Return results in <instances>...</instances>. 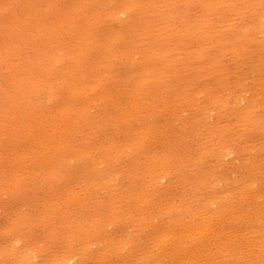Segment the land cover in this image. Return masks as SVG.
<instances>
[{
  "label": "rangeland",
  "instance_id": "374dc122",
  "mask_svg": "<svg viewBox=\"0 0 264 264\" xmlns=\"http://www.w3.org/2000/svg\"><path fill=\"white\" fill-rule=\"evenodd\" d=\"M263 85L264 0H0V264H263Z\"/></svg>",
  "mask_w": 264,
  "mask_h": 264
},
{
  "label": "bare ground",
  "instance_id": "6f19581e",
  "mask_svg": "<svg viewBox=\"0 0 264 264\" xmlns=\"http://www.w3.org/2000/svg\"><path fill=\"white\" fill-rule=\"evenodd\" d=\"M131 29H132V28H131ZM56 82H57V81H56ZM258 82H259V81H258ZM111 86H112V84H111ZM263 86H264V85H263ZM90 90H91V89H90ZM260 90H261V89H260ZM86 92H87V91H86ZM87 93H88V92H87ZM254 95H255V93H254ZM257 95H258V94H257ZM87 96H88V95H87ZM117 96H118V95H117ZM96 97H97V96H96ZM255 97H256V96H255ZM259 97H260V96H259ZM76 98H77V97H76ZM230 98H231V97H230ZM233 98H234V97H233ZM260 99H261V98H260ZM251 100H252V99H251ZM262 100H263V99H262ZM252 101H253V100H252ZM259 101H260V100H259ZM93 102H94V101H93ZM91 103H92V102H91ZM263 103H264V102H263ZM135 104H136V103H135ZM137 104H139V103H137ZM256 105H257V104H256ZM93 106H94V105H93ZM90 107H91V106H90ZM229 107H230V105H229ZM254 107H255V106H254ZM236 108H237V107H236ZM241 109H242V108H241ZM89 110H90V109H89ZM51 111H52V110H51ZM92 111H93V109H92ZM132 111H134V110H132ZM134 113H135V112H134ZM242 113H243V112H242ZM129 114H130V113H129ZM131 115H132V114H131ZM134 115H135V114H134ZM239 115H240V114H239ZM37 116H38V115H37ZM247 116H248V115H247ZM136 118H137V117H136ZM149 118H150V117H149ZM202 118H203V117H202ZM241 118H242V116H241ZM241 118H240V120L243 121V119H241ZM106 119H107V118H106ZM67 120H68V119H67ZM237 120H238V118H237ZM129 121H130V120H129ZM242 121H241V122H242ZM175 122H176V121H175ZM251 122H252V121H251ZM82 123H83V122H82ZM134 123H135V122H134ZM247 123H248V122H247ZM18 124H19V123H18ZM151 124H152V123H151ZM159 124H160V123H159ZM169 124H170V123H169ZM175 124H176V123H175ZM233 124H234V123H233ZM239 124H240V122H239ZM250 124H251V123H250ZM33 125H34V124H33ZM45 125H46V124H45ZM137 125H138V124H137ZM140 125H141V124H140ZM143 125H144V124H143ZM147 125H148V124H147ZM145 126H146V125H145ZM161 126H162V125H161ZM167 126H168V125H167ZM261 126H262V125H261ZM135 127H136V126H135ZM146 127H147V126H146ZM149 127H150V125H149ZM134 129H135V128H134ZM148 129H149V128H148ZM155 129H156V128H155ZM232 129H234V128L232 127ZM87 130H88V129H87ZM149 130H150V129H149ZM149 130H148V132H149ZM164 130H165V129H164ZM245 130H246V129H245ZM247 131H248V130H247ZM249 131H250V130H249ZM41 132H42V131H41ZM126 132H127V131H126ZM145 132H146V130H145ZM145 132H144V133H145ZM207 132H208V131H207ZM214 132H215V131H214ZM234 132H235V131H234ZM162 133H163V132H162ZM167 133H168V132H167ZM215 133H216V132H215ZM215 133H214V134H215ZM102 134H103V133H102ZM136 134H137V133H136ZM224 134H225V133H224ZM134 135H135V134H134ZM160 135H161V134H160ZM165 135H166V134H165ZM210 135H211V134H210ZM227 135H229V134H227ZM227 135H226V136H227ZM241 135H242V134H241ZM64 136H65V135H64ZM74 136H75V135H74ZM211 136H213V134H212ZM239 136H240V135H239ZM124 137H125V136H124ZM135 137H136V136H135ZM138 137H139V136H138ZM167 137H169V136H167ZM231 137H232V136H231ZM240 137H241V136H240ZM1 138H2V136H1ZM154 138H155V137H154ZM209 138H210V137H209ZM211 138H212V137H211ZM243 138H244V137H243ZM243 138H242V139H243ZM111 139H112V138H111ZM134 139H135V138H134ZM146 139H147V138H146ZM159 139H160V138H159ZM227 139H228V138H227ZM230 139H231V138H230ZM234 139H235V138H234ZM1 140H2V139H1ZM112 140H113V139H112ZM114 140H115V139H114ZM150 140H151V139H150ZM157 140H158V139H157ZM196 140H197V139H196ZM203 140H204V139H202V141H203ZM210 140H211V139H210ZM138 141H139V140H138ZM142 141H143V140H142ZM148 141H149V140H148ZM174 141H175V140H174ZM206 141H207V140H206ZM230 141H231V140H230ZM261 141H262V140H261ZM125 142H126V141H125ZM169 142H170V141H169ZM200 142H201V141H200ZM217 142H218V141H217ZM109 143H110V142H109ZM129 143H130V142H129ZM178 143H179V142H178ZM195 143H196V142H195ZM198 143H199V141H198ZM204 143H205V142H204ZM206 143H207V142H206ZM206 143H205V144H206ZM233 143H234V142H233ZM235 143H236V141H235ZM123 144H124V143H123ZM143 144H144V143H143ZM157 144H158V143H157ZM157 144H156V145H157ZM165 144H166V143H165ZM167 144H168V143H167ZM191 144H192V143H191ZM199 144H200V143H199ZM205 144H204V147L206 146ZM208 144H209V142H208ZM211 144H212V143H211ZM211 144H210V145H211ZM217 144H218V143H217ZM50 145H51V144H50ZM90 145H91V144H90ZM114 145H116V144H114ZM139 145H140V144H139ZM139 145H138V146H139ZM148 145H149V144H148ZM183 145H184V144H183ZM187 145H188V144H187ZM189 145H190V144H189ZM196 145H197V144H196ZM200 145H201V144H200ZM214 145H215V144H214ZM219 145H220V144H219ZM16 146H17V145H16ZM26 146H27V145H26ZM32 146H33V145H32ZM37 146H38V145H37ZM92 146H93V145H92ZM141 146H142V145H141ZM176 146H177V144H176ZM211 146H212V145H211ZM233 146H234V145H233ZM233 146H232V147H233ZM107 147H108V146H107ZM120 147H121V146H120ZM124 147H125V145H124ZM171 147H172V146H171ZM193 147H194V146H193ZM195 147H196V146H195ZM198 147H200V146H198ZM202 147H203V145H202ZM202 147H201V148H202ZM212 147H213V146H212ZM215 147H216V146H215ZM235 147H236V146H234V148H235ZM95 148H96V147H95ZM139 148H141V147H139ZM143 148H144V147H143ZM143 148H142V149H143ZM159 148H160V147H159ZM172 148H174V147H172ZM184 148H186V146H185ZM191 148H192V147H191ZM191 148H190V149H191ZM207 148H208V147H207ZM227 148H230V144H229V147H227ZM245 148H246V147H245ZM17 149H18V147H17ZM75 149H76V148H75ZM155 149H156V148H155ZM170 149H171V148H170ZM176 149H177V148H176ZM179 149H180V147H179ZM196 149H197V148H196ZM211 149H212V148H211ZM237 149H238V148H237ZM24 150H25V149H24ZM88 150H89V149H88ZM111 150H112V148H111ZM122 150H123V149H122ZM129 150H130V149H129ZM156 150H157V149H156ZM184 150H185V149H184ZM228 150H230V149H227V151H228ZM84 151H85V150H84ZM137 151H139V150H137ZM200 151H201V150H200ZM206 151H207V150H206ZM230 151H232V150H230ZM238 151H239V150H238ZM82 152H83V151H82ZM98 152H99V151H98ZM103 152H104V151H103ZM114 152H115V151H114ZM116 152H117V150H116ZM141 152H142V151H141ZM161 152H162V151H161ZM171 152H172V151H171ZM175 152H176V151H175ZM185 152H186V151H185ZM189 152H190V151H189ZM13 153H14V152H13ZM126 153H127V152H126ZM193 153H194V152H193ZM222 153H224V152L222 151ZM226 153H227V152H226ZM43 154H44V153H43ZM49 154H51V153H49ZM84 154H85V153H84ZM86 154H87V153H86ZM109 154H110V153H109ZM114 154H115V153H114ZM124 154H125V153H124ZM144 154H145V153H144ZM151 154H152V153H151ZM175 154H176V153H175ZM175 154H173V155H175ZM177 154H178V153H177ZM184 154H185V153H184ZM204 154H205V153H204ZM208 154H209V153H208ZM210 154H211V153H210ZM27 155H28V154H27ZM27 155H26V156H27ZM97 155H98V153H97ZM103 155H104V154H103ZM115 155H116V154H115ZM142 155H143V154H142ZM158 155H159V154H158ZM202 155H203V154H202ZM206 155H207V153H206ZM212 155H213V154H212ZM11 156H12V155H11ZM26 156H25V157H26ZM57 156H58V154H57ZM113 156H114V155H113ZM143 156H144V155H143ZM143 156H142V157H143ZM169 156H170V154H169ZM183 156H184V155H183ZM207 156H208V155H207ZM214 156H216V155L214 154ZM221 156H223V155H221ZM226 156H229V155H226ZM9 157H10V156H9ZM27 157H28V156H27ZM27 157H26V159H27ZM63 157H64V156H63ZM120 157H121V156H120ZM127 157H128V156H127ZM161 157H162V156H161ZM173 157H174V156H173ZM198 157H199V156H198ZM198 157H197V159H199ZM229 157H230V156H229ZM247 157H249V156H247ZM64 158H65V157H64ZM102 158H103V157H102ZM114 158H115V157H114ZM114 158H113V159H114ZM137 158H138V157H137ZM163 158H164V157H163ZM177 158H178V157H177ZM184 158H185V157H184ZM186 158H187V157H186ZM219 158H220V157H219ZM9 159H10V158H9ZM13 159H14V158H13ZM90 159H91V158H90ZM99 159H100V158H99ZM148 159H149V158H148ZM200 159H201V158H200ZM210 159H211V158H210ZM222 159H224V158H222ZM7 160H8V159H7ZM43 160H44V159H43ZM116 160H118V159H116ZM120 160H121V159H120ZM120 160H119V161H120ZM123 160H124V159H123ZM162 160H163V159H162ZM177 160H180V159L178 158ZM185 160H186V159H185ZM194 160H195V159H194ZM233 160H234V159H233ZM238 160H239V159H238ZM252 160H253V159H252ZM17 161H18V160H17ZM20 161H21V160H20ZM20 161H19V162H20ZM144 161H145V160H144ZM215 161H216V160H215ZM239 161H240V160H239ZM246 161H247V160H246ZM248 161H249V160H248ZM5 162H6V161H5ZM57 162H58V161H57ZM116 162H117V161H116ZM121 162H122V161H121ZM136 162H137V161H136ZM149 162H150V161H149ZM176 162H177V161H176ZM196 162H197V161H196ZM198 162H199V161H198ZM213 162H214V161H213ZM91 163H92V162H91ZM158 163H159V162H158ZM172 163H173V162H172ZM177 163H178V162H177ZM211 163H212V162H211ZM247 163H248V162H247ZM4 164H5V163H4ZM10 164H11V163H10ZM15 164H16V163H15ZM83 164H84V163H83ZM93 164H94V162H93ZM123 164H124V163H123ZM125 164H126V163H125ZM132 164H134V163H132ZM175 164H176V163H175ZM182 164H183V163H182ZM256 164H257V163H256ZM24 165H25V164H24ZM30 165H31V164H30ZM38 165H39V164H38ZM79 165H80V164H79ZM88 165H89V164H88ZM137 165H138V164H137ZM160 165H161V164H160ZM210 165H212V164H210ZM237 165H238V164H237ZM259 165H260V164H259ZM16 166H17V165H16ZM22 166H23V165H22ZM162 166H163V165H162ZM256 166H257V165H256ZM7 167H8V166H7ZM23 167H24V166H23ZM45 167H46V166H45ZM92 167H93V166H92ZM104 167H105V166H104ZM136 167H137V166H136ZM177 167H178V166H177ZM196 167H197V166H196ZM215 167H216V166H215ZM241 167H242V165H241ZM257 167H258V166H257ZM14 168H15V167H14ZM18 168H19V167H18ZM20 168H21V167H20ZM20 168H19V169H20ZM26 168H27V167H26ZM29 168H30V167H29ZM29 168H28V169H29ZM34 168H35V167H34ZM102 168H103V167H102ZM106 168H107V167H106ZM156 168H157V167H156ZM175 168H176V167H175ZM186 168H187V167H185V169H186ZM0 169H1V168H0ZM8 169H9V168H8ZM84 169H85V168H84ZM93 169H94V168H93ZM98 169H99V168H98ZM98 169H97V171H98ZM100 169H101V167H100ZM117 169H118V168H117ZM189 169H191V168H189ZM192 169H193V168H192ZM210 169H212V168H210ZM32 170H33V169H32ZM88 170H89V169H88ZM94 170H95V169H94ZM115 170H116V169H115ZM197 170H198V169H197ZM204 170H206V168H205ZM204 170H203V171H204ZM207 170H208V169H207ZM207 170H206V173H207ZM214 170H215V169H214ZM216 170H217V169H216ZM216 170H215V171H216ZM257 170H258V169H257ZM38 171H39V170H38ZM107 171H108V170H107ZM129 171H131V170H129ZM201 171H202V170H201ZM212 171H213V170H212ZM233 171H234V170H233ZM250 171H252V170H250ZM53 172H54V171H53ZM114 172H115V171H114ZM179 172H180V171H179ZM179 172H178V173H179ZM243 172H245V171H243ZM110 173H111V172H110ZM117 173H118V172H117ZM220 173H221V172H220ZM28 174H29V173H28ZM207 174H208V173H207ZM209 174H211V172H210ZM216 174H218V173H216ZM254 174H255V173H254ZM31 175H32V174H31ZM31 175H30V176H31ZM39 175H40V174H39ZM51 175H52V174H51ZM112 175H113V174H112ZM146 175H147V174H146ZM165 175H166V174H165ZM213 175H215V174H213ZM37 176H38V175H37ZM37 176H36L35 178H37ZM81 176H82V175H81ZM96 176H97V174H96ZM133 176H134V175H133ZM142 176H143V175H142ZM207 176H208V175H207ZM219 176H220V175H219ZM257 176H258V175H257ZM26 177H27V176H26ZM94 177H95V176H94ZM94 177H93V178H94ZM184 177H185V176H184ZM42 178H43V176H42ZM117 178H118V177H117ZM126 178H127V177H126ZM167 178H168V175H167ZM201 178H202V177H201ZM211 178H212V177H211ZM5 179H6V178H5ZM31 179H32V178H31ZM31 179H30V180H31ZM51 179H52V178H51ZM97 179H99V178H97ZM111 179H112V178H111ZM179 179H180V177H179ZM181 179H183V177H182ZM184 179H185V178H184ZM38 180H39V179H38ZM86 180H87V179H86ZM158 180H159V179H158ZM185 180H187V179H185ZM204 180H205V179H204ZM217 180H218V179H217ZM251 180H252V179H251ZM251 180H250V181H251ZM257 180H258V179H257ZM36 181H37V180H36ZM51 181H52V180H51ZM141 181H142V180H141ZM159 181H160V180H159ZM179 181H180V180H179ZM183 181H184V180H183ZM98 182H99V180H98ZM101 182H102V181H101ZM112 182H113V181H112ZM117 182H118V181H117ZM152 182H153V181H152ZM161 182H162V181H161ZM168 182H169V180H168ZM217 182H219V181H217ZM224 182H225V181H224ZM259 182H260V181H259ZM38 183H39V182H38ZM85 183H86V182H85ZM90 183H91V182H90ZM109 183H110V181H109ZM121 183H122V182H121ZM162 183H163V182H162ZM173 183H174V182H173ZM210 183H211V182H210ZM255 183H256V182H255ZM93 184H95V183L93 182ZM103 184H104V183H103ZM119 184H120V183H119ZM170 184H172V183H170ZM184 184H185V183H184ZM232 184H233V183H232ZM252 184H253V183H252ZM52 185H53V184H52ZM112 185H113V184H112ZM114 185H115V184H114ZM127 185H128V184H127ZM175 185H176V184H175ZM177 185H178V184H177ZM211 185H212V184H211ZM213 185H214V184H213ZM256 185H257V184H256ZM87 186H88V185H87ZM115 186H117V185H115ZM120 186H121V185H120ZM179 186H180V184H179ZM184 186H185V185H184ZM249 186H250V185H249ZM249 186H248V188H249ZM73 187H74V186H73ZM112 187H113V186H112ZM123 187H124V186H123ZM123 187H122V188H123ZM171 187H172V186H171ZM222 187H224V186H222ZM113 188H114V187H113ZM132 188H133V187H132ZM172 188H173V187H172ZM172 188H171V189H172ZM183 188H185V187H183ZM237 188H238V187H237ZM248 188H247V189H248ZM250 188H251V187H250ZM95 189H96V188H95ZM98 189H99V188H98ZM109 189H110V188H109ZM124 189H125V188H124ZM128 189H129V188H128ZM134 189H135V188H134ZM150 189H151V188H150ZM167 189H168V188H167ZM175 189H176V188H175ZM178 189H179V188H178ZM216 189H217V188H216ZM100 190H101V189H100ZM135 190H136V189H135ZM218 190H221V191H222V189H218ZM218 190H217V192H218ZM228 190H229V189H228ZM250 190H251V189H250ZM254 190H255V189H254ZM254 190L252 189L251 191L253 192ZM261 190H263V189H261ZM133 191H134V190H133ZM136 191H137V190H136ZM151 191H152V190H151ZM173 191H175V190H173ZM214 191H215V190H214ZM263 191H264V190H263ZM65 192H66V191H65ZM148 192H149V191H148ZM183 192H184V191H183ZM259 192H260V190H259ZM131 193H132V192H131ZM164 193H165V192H164ZM173 193H174V192H173ZM176 193H177V192H176ZM213 193H214V192H213ZM219 193H220V191H219ZM123 194H124V193H123ZM123 194H122V195H123ZM217 194H218V193H217ZM225 194H226V193H225ZM90 195H91V194H90ZM115 195H116V194H115ZM122 195H121V196H122ZM131 195H132V194H131ZM178 195H179V194H178ZM178 195H177V196H178ZM185 195H186V194H185ZM250 195H251V194H250ZM261 195H262V194H261ZM108 196H109V195H108ZM123 196H124V195H123ZM186 196H187V195H186ZM216 196H217V195H216ZM220 196H221V195H220ZM230 196H231V195H230ZM248 196H249V194H248ZM262 196H263V195H262ZM131 197H132V196H131ZM153 197H154V195H153ZM160 197H161V196H160ZM178 197H179V196H178ZM211 197H212V196H211ZM100 198H101V197H100ZM161 198H162V197H161ZM207 198H208V197H207ZM217 198H218V197H217ZM228 198H229V197H228ZM254 198H256V197H254ZM94 199H95V198H94ZM137 199H138V198H137ZM155 199H156V198H155ZM210 199H212V198H210ZM223 199H224V198H223ZM260 199H261V198H260ZM263 199H264V198H263ZM142 200H143V199H142ZM147 200H148V199H147ZM168 200H169V199H168ZM170 200H171V199H170ZM173 200H175V199H173ZM173 200H172V201H173ZM207 200H208V199H207ZM212 200H213V199H212ZM215 200H216V199H215ZM244 200H245V199H244ZM244 200H243V201H244ZM253 200H254V199H253ZM258 200H259V198H258ZM261 200H262V199H261ZM37 201H38V200H37ZM124 201H125V200H124ZM159 201H160V200H159ZM202 201H203V200H202ZM204 201H206V200H204ZM216 201H217V200H216ZM219 201H220V200H219ZM219 201H218V202H219ZM233 201H234V200H233ZM249 201H250V199H249ZM100 202H101V201H100ZM121 202H122V201H121ZM147 202H148V201H147ZM183 202H184V201H183ZM185 202H186V201H185ZM206 202H207V201H206ZM211 202H212V201H211ZM244 202H245V201H244ZM247 202H248V200H247ZM255 202H256V201H255ZM261 202H262V201H261ZM118 203H119V202H118ZM140 203H141V202H140ZM156 203H158V202H156ZM164 203H165V201H164ZM171 203H172V202H171ZM175 203H176V202H175ZM177 203H178V202H177ZM232 203H233V202H232ZM241 203H242V202H241ZM250 203H251V202H250ZM53 204H54V203H53ZM83 204H84V203H83ZM161 204H162V203H161ZM221 204H222V203H221ZM242 204H243V203H242ZM79 205H80V204H79ZM223 205H224V204H223ZM232 205H233V204H232ZM96 206H97V205H96ZM149 206H150V205H149ZM155 206H156V205H155ZM158 206H160V205H158ZM224 206H225V205H224ZM81 207H82V206H81ZM99 207H100V206H99ZM101 207H102V206H101ZM153 207H154V206H153ZM160 207H161V206H160ZM169 207H173V206H169ZM232 207H233V206H232ZM250 207H251V206H250ZM94 208H95V206H94ZM134 208H135V207H134ZM147 208H148V207H147ZM158 208H159V207H158ZM173 208H174V207H173ZM178 208H179V207H178ZM189 208H190V207H189ZM234 208H235V206H234ZM237 208H238V207H237ZM145 209H146V208H145ZM162 209H163V208H162ZM170 209H171V208H170ZM140 210H141V209H140ZM175 210H176V209H175ZM209 210H210V209H209ZM233 210H234V209H233ZM251 210H252V209H251ZM251 210H250V212H251ZM255 210H256V209H255ZM94 211H95V210H94ZM144 211H146V210H144ZM205 211H207V209H206ZM211 211L213 212V210H211ZM216 211H217V210H216ZM121 212H122V211H121ZM130 212H131V211H130ZM148 212H149V211H148ZM157 212H158V211H157ZM191 212H192V211H191ZM193 212H194V211H193ZM201 212H202V211H201ZM229 212H230V211H229ZM238 212H239V211H238ZM124 213H125V212H124ZM153 213H154V212H153ZM155 213H156V212H155ZM214 213H215V212H214ZM226 213H228V212H226ZM235 213L238 214L237 212H234V214H235ZM244 213H245V212H244ZM244 213H243V214H244ZM248 213H249V212H248ZM261 213H263V212H261ZM93 214H94V213H93ZM104 214H105V213H104ZM114 214H115V213H114ZM125 214H126V213H125ZM127 214H129V213H127ZM131 214H133V212H132ZM138 214H139V213H138ZM146 214H147V213H146ZM174 214H175V213H174ZM199 214H200V213H199ZM210 214H211V213L209 212V214H206V215H210ZM224 214H225V213H224ZM250 214H251V213H250ZM176 215H177V214H176ZM193 215H196V214H193ZM197 215H198V214H197ZM214 215H215V214H214ZM217 215H218V214H217ZM240 215L242 216V214H240ZM240 215H239V216H240ZM247 215H248V214H247ZM103 216H104V215H103ZM145 216H146V215H145ZM148 216H149V215H148ZM155 216H156V215H155ZM229 216H230V214H229ZM236 216H237V215H236ZM236 216H235V218H236ZM239 216H237V217L239 218ZM261 216H262V215H261ZM137 217H138V215H137ZM162 217H163V216H162ZM199 217H200V215H199ZM209 217H210V216H209ZM213 217H214V216H212V218H213ZM167 218H168V217H167ZM185 218H186V217H185ZM205 218H206V217H205ZM217 218H218V216H217ZM253 218H254V217H253ZM101 219H103V218H101ZM125 219H126V218H125ZM158 219H159V218H158ZM191 219H192V218H191ZM193 219H194V218H193ZM209 219H210V218H209ZM236 219H237V218H236ZM248 219H249V218H248ZM259 219H260V218H259ZM126 220H127V219H126ZM134 220H135V219H134ZM187 220L189 221V219H187ZM206 220H207V219H206ZM214 220H215V219H214ZM214 220H213V221H214ZM223 220H224V219H223ZM229 220H230V219H229ZM243 220H244V219H243ZM139 221H140V220H139ZM152 221H153V220H152ZM156 221H157V220H156ZM158 221H159V220H158ZM188 221H186V223H187ZM195 221H196V220H195ZM209 221H210V220H209ZM209 221H208V222H209ZM230 221H231V220H230ZM238 221H240V220H238ZM262 221H263V220H262ZM137 222H138V221H137ZM173 222H175V220H173ZM192 222H193V220H192ZM192 222H191V224H192ZM211 222H212V221H211ZM234 222H235V221H234ZM92 223H93V222H91V224H92ZM139 223H140V222H139ZM145 223H146V222H145ZM171 223H172V222H171ZM175 223H176V222H175ZM188 223H190V222H188ZM193 223H196V225H197V224H200V223H198V221H197V222H193ZM216 223H217V222H216ZM218 223H219V222H218ZM66 224H67V223H66ZM102 224H103V223H102ZM113 224H114V223H113ZM167 224H168V223H167ZM177 224H178V223H177ZM201 224H204V222L201 223ZM221 224H222V223H221ZM246 224H247V223H246ZM253 224H254V223H253ZM110 225H111V224H110ZM140 225H141V224H140ZM158 225H159V224H158ZM196 225H195V226H196ZM205 225H206V223H205ZM212 225H213V224H212ZM249 225H250V223H249ZM249 225H248V226H249ZM79 226H80V224H79ZM113 226H114V225H113ZM122 226H123V225H122ZM145 226H146V224H145ZM188 226H189V225H188ZM195 226H193V227H195ZM199 226H200V225H199ZM246 226H247V225H246ZM253 226H255V225H253ZM262 226H263V225H262ZM92 227H93V226H92ZM101 227H102V226H101ZM124 227H125V226H124ZM126 227H127V226H126ZM132 227H133V226H132ZM150 227H151V226H150ZM173 227H175V226L173 225ZM176 227H177V226H176ZM179 227H180V225H179ZM184 227H185V225H184ZM193 227H192V228H193ZM197 227H198V226H197ZM202 227H203V226H202ZM215 227H216V226H215ZM218 227H219V226H218ZM220 227H221V225H220ZM220 227H219V229H215L214 232H213V231H212V232L215 233V235H216V233L218 234L219 230L221 229ZM237 227H238V226H237ZM237 227H236V228H237ZM250 227H251V226H250ZM255 227H256V226H255ZM260 227H261V226H260ZM122 228H123V227H122ZM128 228H131V227H128ZM181 228H182V227H181ZM190 228H191V226H190ZM206 228H207V227H206ZM144 229H145V228H144ZM164 229H165V228H164ZM188 229H189V228H188ZM228 229H229V228H228ZM233 229H234V228H233ZM256 229H257V227H256ZM260 229H263V228H260ZM83 230H84V229H83ZM83 230L80 229V231H83ZM89 230H90V229H89ZM126 230H128V229H126ZM172 230H173V229H172ZM176 230H177V229H176ZM176 230H175V231H176ZM184 230H185V229H184ZM217 230H218V231H217ZM230 230H231V229H230ZM251 230H252V229H251ZM254 230H255V229H254ZM100 231H101V229H100ZM111 231H112V229H111ZM133 231H134V230H133ZM140 231H141V230H140ZM142 231H143V229H142ZM163 231H164V230H163ZM168 231H170V230H168ZM215 231H217V232H215ZM224 231H225V230H224ZM226 231H227V230H226ZM239 231H240V233H243V232H244V231L242 232L241 230H239ZM245 231H246V229H245ZM124 232H125V231H124ZM124 232H123V233H124ZM134 232H135V231H134ZM193 232H194V231H193ZM195 232H196V231H195ZM209 232H210V231H209ZM233 232H234V231H233ZM237 232H238V231H237ZM237 232H236V233H237ZM248 232H249V230H248ZM257 232H258V231H257ZM203 233H205V231L202 232V234H203ZM220 233H221V231H220ZM238 233H239V232H238ZM260 233H262V232L260 231ZM95 234H96V233H95ZM127 234H128V233H127ZM159 234H160V233H159ZM177 234H178V233H177ZM197 234H198V233H197ZM96 235H97V234H96ZM98 235H99V234H98ZM128 235H129V234H128ZM142 235H143V233H142ZM152 235H153V234H152ZM156 235H157V234H156ZM172 235H173V234H172ZM180 235H181V234H180ZM180 235H179V236H180ZM199 235H200V234H199ZM220 235H221V234H220ZM235 235H236V234H235ZM243 235H244V234H243ZM249 235H250V234H249ZM261 235H262V234H261ZM131 236H132V235H131ZM158 236H159V235H158ZM176 236H177V235H176ZM187 236H188V235H187ZM191 236L194 237L195 235H194V236L191 235ZM191 236H190V237H191ZM204 236H205V235H204ZM252 236H253V235H252ZM100 237H101V236H100ZM102 237H103V236H102ZM107 237H108V236H107ZM135 237H136V236H135ZM135 237H134V238H135ZM139 237H140V236H139ZM199 237H200V236H199ZM215 237H216V236H215ZM215 237H214V238H215ZM231 237H232V236H231ZM237 237H238V236H237ZM240 237H241V236H240ZM249 237H250V236H249ZM255 237H256V236H254V238H252V239H255ZM92 238H93V237H92ZM127 238H128V237H127ZM152 238H154V237H152ZM179 238H180V237H179ZM186 238H187V237H186ZM207 238H208V236H207ZM226 238H227V237H226ZM238 238H239V237H238ZM257 238H259V235L256 237V239H257ZM18 239H19V238H18ZM98 239H99V238H98ZM112 239H113V238H112ZM156 239H157V238H156ZM194 239H195V238H194ZM199 239H200V238H199ZM199 239H198V240H199ZM208 239H209V238H208ZM217 239H218V238H217ZM235 239H236V238H235ZM247 239H249V238H247ZM256 239H255V241H256ZM263 239H264V238H263ZM96 240H97V239H96ZM148 240H149V239H148ZM154 240H155V239H154ZM167 240H168V239H167ZM167 240H166V241H167ZM187 240H188V239H187ZM187 240H186V241H187ZM202 240L204 241V239H202ZM209 240H210V239H209ZM209 240H208V241H209ZM213 240H215V239H213ZM221 240H222V239H221ZM221 240H220V241H221ZM229 240H230V237H229ZM261 240H262V238H261ZM261 240H259V241H260V244H261L262 241L264 242V240H262V241H261ZM124 241H125V240H124ZM138 241H139V240H138ZM146 241H147V240H146ZM158 241H159V240H158ZM175 241H176V240H175ZM175 241H174V242H175ZM183 241H184V240H183ZM220 241H219V242H220ZM230 241H231V240H230ZM251 241H252V240H251ZM255 241H254V242H255ZM128 242H129V241H128ZM134 242H135V241H134ZM177 242H178V241H177ZM197 242H199V241H197ZM201 242H202V241H201ZM206 242H207V241H206ZM209 242H210V241H209ZM231 242H232V241H231ZM235 242H237L238 245L240 244L238 241H235ZM242 242H243V241H242ZM136 243H137V242H136ZM172 243H173V241H172ZM178 243H179V242H178ZM194 243H195V242H194ZM202 243H203V242H202ZM202 243H201V245H203L202 247H204V244H202ZM207 243H208V242H207ZM212 243H213V242H212ZM229 243H230V242H229ZM237 243H234L233 245L236 247V246H238V245H235V244H237ZM243 243H244V242H243ZM245 243H246V242H245ZM92 244H93V243H92ZM182 244H183V243H182ZM182 244H181V247H183V246L185 247V245H184V244L182 245ZM195 244H196V243H195ZM209 244H210V243H209ZM209 244H208V245H209ZM227 244H228V243H227ZM255 244H256V243H255ZM103 245H104V244H103ZM177 245H178V244H177ZM179 245H180V244H179ZM205 245H207V244H205ZM211 245H212V244H211ZM215 245H216V244H215ZM228 245H229V244H228ZM228 245H227V246H228ZM230 245H231V244H230ZM256 245H257V244H256ZM130 246H131V245H130ZM137 246H138V245H137ZM137 246H136V247H137ZM157 246H158V245H157ZM161 246H162V245H161ZM171 246H173V244H172ZM174 246H175V245H174ZM174 246H173V247H174ZM186 246H187V244H186ZM189 246H190V245H189ZM199 246H200V244L197 245V247H199ZM209 246H210V245H209ZM223 246H224V245H223ZM263 246H264V245H263ZM92 247H93V246H92ZM112 247H113V246H112ZM138 247H139V246H138ZM146 247H147V246H146ZM176 247H177V246H176ZM181 247H180V249H181ZM195 247H196V246H195ZM205 247H206V246H205ZM213 247H214V245H213ZM220 247H221V246H220ZM230 247H231V246H229V247H227V248L230 249ZM108 248H110V246H109ZM130 248H131V247H130ZM161 248H162V247H161ZM163 248H164V247H163ZM210 248H211V246H210ZM216 248H217V247H216ZM216 248H215L214 250H217V249H218V248H217V249H216ZM237 248L239 249V247H237ZM248 248H249V247H248ZM258 248H261V245H260V247H258ZM90 249H91V248H90ZM105 249H106V248H105ZM117 249H118V248H117ZM136 249H137V248H136ZM149 249H150V248H149ZM175 249H176V248H175ZM201 249H202V248H201ZM201 249H199V250H200L201 252H204V251H202ZM219 249H222V248H219ZM231 249H233V247H231ZM235 249H236V248H235ZM263 249H264V247H263ZM24 250H25V248H24ZM84 250H86V249H84ZM110 250H111V249H110ZM168 250H169V249H168ZM173 250H174V249H173ZM176 250H177V249H176ZM181 250H182V249H181ZM181 250H179V251H181ZM203 250H204V248H203ZM206 250L209 251V248H207ZM214 250H213V251H214ZM240 250H241V249H240ZM245 250H246V249H245ZM86 251H87V250H86ZM86 251H85V252H86ZM143 251H145V250H143ZM187 251H189V250H187ZM218 251H219V250H218ZM222 251H224V249H223ZM259 251H260V249H259ZM26 252H28V251H26ZM79 252H80V251H79ZM138 252H139V251H138ZM141 252H142V251H141ZM147 252H148V251H147ZM174 252H175V251H174ZM195 252H197L196 254L199 255V252H198L197 250H196ZM201 252H200V253H201ZM210 252H211V251H210ZM253 252H256V251H253ZM6 253H7V252H6ZM33 253H34V252H33ZM116 253H117V252H116ZM183 253H184V252H183ZM185 253H188V252H185ZM189 253H190V252H189ZM214 253H216V251H215ZM227 253H228V252H227ZM235 253H236V252H235ZM235 253L233 254V251H232V257H234L233 255H236V254H237V253H236V254H235ZM242 253H243V252H242ZM114 254H115V253H114ZM114 254H113V255H114ZM131 254H132V253H131ZM140 254H141V253H140ZM140 254H139V255H140ZM148 254H149V253H148ZM262 254H263V253H262ZM14 255H15V254H14ZM18 255H19V254H18ZM116 255H117V254H116ZM141 255H142V254H141ZM175 255H176V254H175ZM184 255H185V254H184ZM191 255H192V254H191ZM191 255H190V256H191ZM206 255H207V253H206ZM212 255H213V253H212ZM216 255H217V254H216ZM218 255H220V254L218 253ZM218 255H217V256H218ZM229 255H230V254H229ZM239 255H240V254H239ZM251 255H252V254H251ZM16 256H17V255H16ZM34 256H35V255H34ZM34 256H33V257H34ZM71 256H73V255H71ZM132 256H133V255H132ZM188 256H189V255H188ZM188 256H187V257H188ZM193 256L196 257L195 255H193ZM201 256H203V257H201ZM209 256H211V255H209ZM213 256H214V255H213ZM213 256H212V257H213ZM26 257H27V256H26ZM101 257H102V256H101ZM115 257H116V256H115ZM121 257H122V256H121ZM148 257H149V256H148ZM206 257H207V256H205V255H200V257L197 256V258H206ZM261 257H262V256H261ZM261 257H260V258H261ZM65 258H66V257H65ZM79 258H80V257H79ZM96 258H97V257H96ZM119 258H120V257H119ZM207 258H208V257H207ZM220 258H222V255H221ZM253 258H254V257H253ZM24 259H25V258H24ZM52 259H53V258H52ZM66 259H67V258H66ZM120 259H121V258H120ZM124 259H125V258H124ZM142 259H143V258H142ZM186 259H187V258H186ZM213 259H214V258H212V260H213ZM216 259H217V258H216ZM216 259H215V260H216ZM226 259H227V258H226ZM233 259L235 260V258H233ZM241 259H242V258H240V260H241ZM244 259H245V258H244ZM145 260H146V259H145ZM191 260H192V259H191ZM191 260H190V261H191ZM217 260H218V259H217ZM222 260H223V259H222ZM231 260H232V259H231ZM257 260H258V259H257ZM19 261H20V259H19ZM198 261H202V260H198ZM242 261H243V260H242ZM253 261H255V260H253ZM116 262H117V261H116ZM156 262H157V260H156ZM206 262H208V261H206ZM209 262H213V261H209ZM209 262H208V263H209ZM220 262H221V261H220ZM223 262H224V260H223ZM247 262H248V261H247ZM255 262H256V261H255ZM255 262H254V263H255ZM28 263H29V262H28ZM66 263H67V262H66ZM66 263H65V264H66ZM112 263H113V262H112ZM122 263H123V262H122ZM198 263H199V262H198ZM208 263H207V264H208ZM19 264H21V263H19ZM24 264H25V263H24ZM26 264H27V263H26ZM29 264H30V263H29ZM33 264H34V263H33ZM56 264H58V263H56ZM110 264H111V263H110ZM195 264H196V263H195ZM210 264H212V263H210ZM225 264H226V262H225ZM263 264H264V263H263Z\"/></svg>",
  "mask_w": 264,
  "mask_h": 264
}]
</instances>
